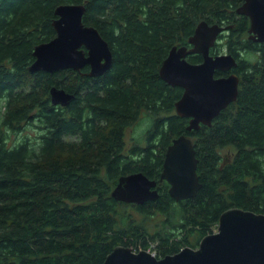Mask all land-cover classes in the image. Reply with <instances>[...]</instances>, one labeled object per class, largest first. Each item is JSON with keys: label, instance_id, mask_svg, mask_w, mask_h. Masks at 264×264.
Listing matches in <instances>:
<instances>
[{"label": "trees", "instance_id": "obj_1", "mask_svg": "<svg viewBox=\"0 0 264 264\" xmlns=\"http://www.w3.org/2000/svg\"><path fill=\"white\" fill-rule=\"evenodd\" d=\"M243 1L0 0V264H103L121 243L154 246L159 257L196 247L231 206L264 211V43L249 38L251 19L237 13ZM63 3L86 4L83 22L108 41L114 63L100 77L87 74L89 65L31 72L36 44L56 36ZM203 19L231 25L211 54L224 48L237 58L240 95L212 126L188 131L175 108L184 87L159 70L176 45H190ZM54 85L73 102L52 101ZM144 111L148 142L128 147L125 132ZM28 124L39 137L11 145L10 132ZM182 133L200 159L195 196L175 199L166 180L143 204L112 196L122 173L160 179L168 145ZM132 204L142 218L126 211Z\"/></svg>", "mask_w": 264, "mask_h": 264}, {"label": "water", "instance_id": "obj_2", "mask_svg": "<svg viewBox=\"0 0 264 264\" xmlns=\"http://www.w3.org/2000/svg\"><path fill=\"white\" fill-rule=\"evenodd\" d=\"M85 5L63 3L56 8V36L36 44L31 72L82 70L90 65L87 74L100 77L113 67L114 53L106 38L97 27L83 22ZM237 13L251 19L249 38L264 43V0H244ZM230 27L203 19L189 38L190 45H176L160 67L164 81L184 87L175 108L178 115L189 119L188 131L199 130L205 124L212 126L214 119L239 98V75H217L219 70L228 72L237 67V58L228 52L211 54L218 38ZM191 53L200 54L203 61L192 62L187 58ZM51 99L64 106L71 104L75 95L54 85ZM193 139L182 133L169 143L160 179L144 171L122 173L112 196L137 204L155 200L160 191L158 180L168 181L169 193L177 200L195 196L203 183ZM218 222V228L206 234L197 247L188 244L178 252L158 257L150 248L138 251L121 243L109 252L103 264H264V211L234 205L222 212Z\"/></svg>", "mask_w": 264, "mask_h": 264}, {"label": "rangeland", "instance_id": "obj_3", "mask_svg": "<svg viewBox=\"0 0 264 264\" xmlns=\"http://www.w3.org/2000/svg\"><path fill=\"white\" fill-rule=\"evenodd\" d=\"M223 52L226 51V49L223 48V50H221ZM256 56V55H254ZM151 117V114L147 113V111H144L141 114V117H139V119L135 122V124H132L129 126V128L126 130L125 132V137L127 139V146L129 147L131 143H146L148 142L147 136H146V132L148 129L151 128L152 126V121L149 119ZM41 133L40 129L37 128V126H34L32 124H28L27 129L24 130L23 132H10L9 134V141L10 144L13 145L16 142H18V140H21L23 137H26L27 135H30L31 137H39V134ZM232 148H225L224 152H228L230 151ZM126 211L133 213L134 215H136L138 218H142L141 214L139 212H137V210L135 209V207L132 205L127 206L126 207ZM219 225V223H218ZM218 228V226L216 228H213V230L215 231ZM198 245V244H197ZM197 247V246H196ZM156 254L158 252V250L152 249Z\"/></svg>", "mask_w": 264, "mask_h": 264}, {"label": "flooded vegetation", "instance_id": "obj_4", "mask_svg": "<svg viewBox=\"0 0 264 264\" xmlns=\"http://www.w3.org/2000/svg\"><path fill=\"white\" fill-rule=\"evenodd\" d=\"M224 53V52H223ZM223 53H221V54H223ZM227 53V52H226ZM90 66V65H89ZM91 67V66H90ZM90 67H89V69H90ZM232 72H234V70L232 69L231 71H228V72H223V73H226V75H222V76H228V74H230V73H232ZM234 73H237V72H234ZM238 74V73H237ZM239 75V74H238ZM218 76H221V75H218ZM240 76V75H239ZM240 78V77H239Z\"/></svg>", "mask_w": 264, "mask_h": 264}]
</instances>
